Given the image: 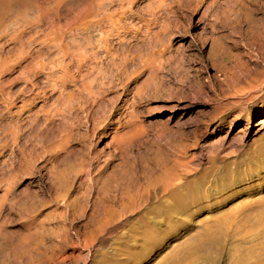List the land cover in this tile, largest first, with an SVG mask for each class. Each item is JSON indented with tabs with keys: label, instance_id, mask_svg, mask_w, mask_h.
<instances>
[{
	"label": "rangeland",
	"instance_id": "obj_1",
	"mask_svg": "<svg viewBox=\"0 0 264 264\" xmlns=\"http://www.w3.org/2000/svg\"><path fill=\"white\" fill-rule=\"evenodd\" d=\"M262 121L264 0H0V264H264Z\"/></svg>",
	"mask_w": 264,
	"mask_h": 264
},
{
	"label": "bare ground",
	"instance_id": "obj_2",
	"mask_svg": "<svg viewBox=\"0 0 264 264\" xmlns=\"http://www.w3.org/2000/svg\"><path fill=\"white\" fill-rule=\"evenodd\" d=\"M68 54L69 53H66V52H61V53L59 52L56 55L57 57L55 58V60L62 59V61H65L64 59L67 58ZM70 56H72L71 61H74L76 58L77 65H78L77 72L79 73L80 72L79 69H80V66L82 65V61L86 60L87 56L82 58L81 56H78L74 53L73 54L70 53ZM55 60L50 59L48 61V64L54 62ZM44 65L45 64H43V66H42L43 68L46 67ZM61 65L63 67V69L61 71L62 72L61 75L60 74L50 75V74H53V72H51V73L49 72V74L45 80H47L48 81L47 83H49L51 76L53 77L55 75H56V77L62 78L61 83H62V81H63V83L60 86L57 83L53 84L52 90L54 91L57 88H59V89H61L60 93H62V95L64 93H67V95L69 97L67 99H65L64 101H62L61 104H59L57 101H54L48 107V109L44 108V111L47 112V117H48V119H47L48 125L47 126H50L49 128H47L48 134L45 132V130H42V128L37 129L38 130L37 132H34L32 130L34 133L32 136L29 135L30 137L28 138L30 145H31V150L29 151L30 156L36 150V149H34V147L38 146L36 144L35 145L32 144L33 141L38 140V142L41 143L42 140L46 137V140L48 143L47 146L46 147H43L42 145H40V146H42L44 150L46 148H49L50 149L49 152L51 154H54L55 157H58L57 153H58V151H60V148H62V146L64 144L67 145L70 142L73 134L75 133V129L77 130L78 127H80V125L82 123L80 117H82L83 115L82 116H80L81 114L78 115V112L85 114L86 119L91 118L92 120H94V114L96 113V111H94L93 109H94V107H97L99 109V106H98L99 101H97L98 98L94 94L96 92H92V89L90 86L91 83L95 82L94 81L95 79L92 78L94 80H92L89 84V88H88L89 90L87 91V93H88L87 98H85V97H77L76 98L75 94L72 91H65V84H66L68 78L72 74H70V71H69V69H67V66L65 64H61ZM27 74L30 75L31 73L27 70ZM86 75L88 76V74H86ZM90 79H89V81H90ZM84 90H86L85 87H84ZM31 91L32 90H30V92ZM42 92L45 93L44 90H42ZM32 102L33 101L30 99H27V100L25 99L23 101L22 108L31 106ZM96 116L97 115H95V117ZM33 119L31 120V117H30V120L28 119L29 123H32V122L34 123L35 120H33ZM86 119H84V120H86ZM263 123H264V121L261 122V124H263ZM28 126H31V125L29 124ZM33 127H34V125H33ZM0 129H1V127H0ZM29 130H31V129H29ZM14 131H15V134L13 135V137H14L13 140H15V142H16L18 140L19 131L16 130L15 127H14ZM44 134H47V136L46 135L44 136ZM29 142H26V143H29ZM171 260H173L174 262H178L179 259L172 256Z\"/></svg>",
	"mask_w": 264,
	"mask_h": 264
}]
</instances>
